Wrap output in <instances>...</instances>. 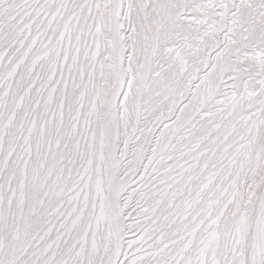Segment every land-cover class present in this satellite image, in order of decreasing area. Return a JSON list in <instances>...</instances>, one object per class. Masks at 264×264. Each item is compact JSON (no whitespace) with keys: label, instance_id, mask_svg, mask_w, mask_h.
I'll list each match as a JSON object with an SVG mask.
<instances>
[{"label":"snow or ice","instance_id":"snow-or-ice-1","mask_svg":"<svg viewBox=\"0 0 264 264\" xmlns=\"http://www.w3.org/2000/svg\"><path fill=\"white\" fill-rule=\"evenodd\" d=\"M0 264H264V0H0Z\"/></svg>","mask_w":264,"mask_h":264}]
</instances>
